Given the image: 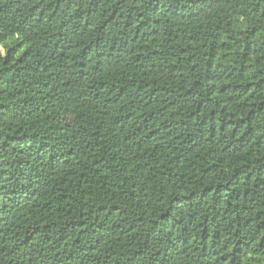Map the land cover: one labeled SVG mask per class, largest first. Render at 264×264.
<instances>
[{
	"label": "trees",
	"instance_id": "1",
	"mask_svg": "<svg viewBox=\"0 0 264 264\" xmlns=\"http://www.w3.org/2000/svg\"><path fill=\"white\" fill-rule=\"evenodd\" d=\"M0 264H264V0H0Z\"/></svg>",
	"mask_w": 264,
	"mask_h": 264
}]
</instances>
